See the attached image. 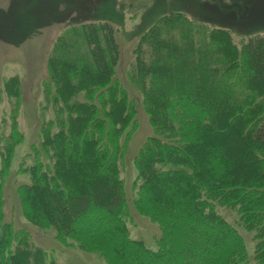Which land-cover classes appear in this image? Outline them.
<instances>
[{
  "label": "trees",
  "instance_id": "obj_1",
  "mask_svg": "<svg viewBox=\"0 0 264 264\" xmlns=\"http://www.w3.org/2000/svg\"><path fill=\"white\" fill-rule=\"evenodd\" d=\"M119 55L107 21L71 25L55 41L43 82L53 118L19 164L29 175L16 189L24 217L107 264H264V35L238 44L179 11L144 32L128 80L153 135L135 157L134 205L160 227L156 250L133 239L123 217L121 167L137 100L114 78ZM5 89L15 112L0 137V264H48L5 221L4 187L24 139L19 78ZM221 208L252 234V257Z\"/></svg>",
  "mask_w": 264,
  "mask_h": 264
},
{
  "label": "rangeland",
  "instance_id": "obj_2",
  "mask_svg": "<svg viewBox=\"0 0 264 264\" xmlns=\"http://www.w3.org/2000/svg\"><path fill=\"white\" fill-rule=\"evenodd\" d=\"M176 11L198 23L228 30L238 44L251 35H264V0H0V137L9 135L15 112V98L7 93L5 83L17 76L22 96L16 116L24 138L16 148L4 187L5 221L27 232L29 247L45 252L48 264H107L97 252L61 241L53 230L30 223L16 193L17 186L29 181V175L19 171V164L37 141L41 124L53 118L51 108L45 106L43 82L55 41L69 26L83 22L107 21L116 29L120 55L114 78L137 100L136 126L121 167L126 197L123 217L131 237L156 250L160 227L138 213L134 205L138 177L135 157L153 130L140 93L128 80V71L144 32L162 15ZM221 213L238 228L252 257V234L240 226L233 211L221 208Z\"/></svg>",
  "mask_w": 264,
  "mask_h": 264
}]
</instances>
